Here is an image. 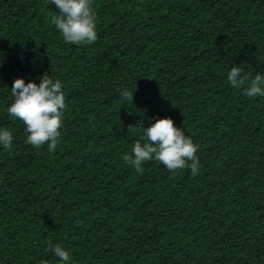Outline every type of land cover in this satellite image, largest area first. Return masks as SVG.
Listing matches in <instances>:
<instances>
[{"label":"trees","instance_id":"trees-1","mask_svg":"<svg viewBox=\"0 0 264 264\" xmlns=\"http://www.w3.org/2000/svg\"><path fill=\"white\" fill-rule=\"evenodd\" d=\"M92 10L97 40L74 45L47 0H0V127L13 133L0 148V264H61L49 243L72 264H264V97L225 78L235 65L264 71V0ZM45 73L66 103L51 153L5 111L13 79ZM163 117L198 146L196 176L155 160L137 173L121 158Z\"/></svg>","mask_w":264,"mask_h":264},{"label":"clouds","instance_id":"clouds-1","mask_svg":"<svg viewBox=\"0 0 264 264\" xmlns=\"http://www.w3.org/2000/svg\"><path fill=\"white\" fill-rule=\"evenodd\" d=\"M47 3L58 9L51 22L65 43L90 45L97 40V17L92 10V0H47ZM225 78L231 87L240 89L246 97H264V71L249 76L235 65L227 70ZM37 79L38 83L31 79L25 83L20 77L13 79L11 87H7L11 102L5 111L9 119L22 122L26 144L34 148L46 144L47 151L51 153L59 142V129L66 109L62 81L51 78L48 73ZM134 89H118L119 100L132 101ZM142 129L141 139L132 142L131 155L122 153L121 158L129 167L140 173L144 162L155 160L170 172L187 167L193 177L198 174L200 164L195 155L198 146L174 125L171 118L155 119ZM12 141V131L0 127V148L8 149ZM45 251H50L61 264H72L69 251L59 243H49ZM41 264H44L43 260Z\"/></svg>","mask_w":264,"mask_h":264}]
</instances>
